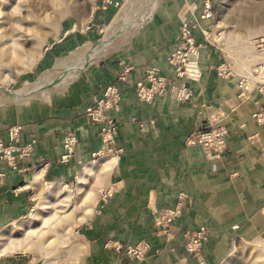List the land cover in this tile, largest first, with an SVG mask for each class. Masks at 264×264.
Segmentation results:
<instances>
[{"label":"crops","instance_id":"crops-1","mask_svg":"<svg viewBox=\"0 0 264 264\" xmlns=\"http://www.w3.org/2000/svg\"><path fill=\"white\" fill-rule=\"evenodd\" d=\"M112 3L103 4L98 18L111 15L107 10ZM180 26L177 10H162L121 54L93 67L67 92L0 111V138L8 141L7 127L18 124L23 145L34 144L20 164L23 172L0 160L5 173L0 187V264H29L6 235L31 208V191L42 182L77 186L91 182L97 199L94 212L78 231L79 264H215L235 234L264 227V125L252 117L264 108V95L254 91L241 102L237 80L219 78L212 69L219 58L210 47L205 52L212 57L199 60L196 73L176 77L168 57L176 48ZM151 68H158L171 83L190 88L192 98L179 101L167 93L152 102L141 100L137 84L146 82ZM107 85H115L121 99L117 110L107 112L119 129L117 146L123 153L117 156L97 155L104 149L101 125L85 115L103 98ZM221 113L229 115L225 121L229 136L226 154L215 169L201 147L189 146L188 141L207 115ZM70 133L78 143L69 162L62 163L63 139ZM256 134L258 141L252 145L248 138ZM107 191L111 196L101 203V193ZM180 194L188 200L172 230L174 239L168 240L154 226V211L174 207ZM202 226L209 239L200 263L187 254L181 231ZM109 242L123 246L145 242L150 249L138 262L125 251L107 249Z\"/></svg>","mask_w":264,"mask_h":264},{"label":"rangeland","instance_id":"rangeland-1","mask_svg":"<svg viewBox=\"0 0 264 264\" xmlns=\"http://www.w3.org/2000/svg\"><path fill=\"white\" fill-rule=\"evenodd\" d=\"M101 1L0 0V111L14 108L24 102L43 100L29 98L21 102H7L1 98V95L6 93L5 90L14 92L25 90L44 75L55 74L58 65L76 62L85 49L104 39L113 27L127 29L128 31L122 33L118 39L122 40L125 36L123 44L119 43L117 48L90 65L86 71H82L60 92H53L51 98L67 92L93 67L121 54L135 39L140 29L155 21L156 15L166 9L177 10L180 19L181 26L176 46L180 43L184 25L192 27L193 24L199 23L202 30H208V34L194 31L198 54L193 57L207 59L211 53L207 54L205 49L209 47L214 49L219 58L217 65L212 66L215 73L219 65L226 64L238 74H246L264 59V54L257 52L252 45L256 38H264V0H210L213 11V17L210 19H201L207 0H198V3L196 0H116L111 2V11L109 8L107 10L111 15L104 19L98 18L97 15L100 16L103 11V4L110 3ZM149 14L151 17L144 25L138 28L130 27ZM109 87L116 86L107 85L102 99L105 98V92ZM117 91L119 108L121 99L119 89ZM97 109L98 103L88 107L85 115L92 120L91 114ZM111 110L117 109L113 107L109 109ZM226 114L224 122L229 117ZM212 116L214 115H207V120ZM12 130L18 131V142L11 139ZM21 130L22 127L18 124L9 125L6 129L8 141L0 138V160L7 162L4 150H10L15 160L14 164L10 165L7 162V165L14 171L15 169L23 171L20 164L28 156L23 158L24 146L32 143V150L34 146L32 141L23 145ZM90 183L87 181L86 184L77 186L50 185L42 182L41 187L31 191L33 198L31 208L22 215L23 219L15 224L16 227L10 226L13 231L6 235V241H12L13 249L23 251V258L27 257L29 264H79L78 231L84 224L81 222L94 212V203L97 199L96 194L90 189ZM262 227L247 234H235L227 251L215 264H264ZM234 229L237 231L239 227L235 226ZM184 233L185 229H182V237ZM185 242L183 239L184 246ZM202 250L199 257H195L200 263L204 262Z\"/></svg>","mask_w":264,"mask_h":264},{"label":"built area","instance_id":"built-area-1","mask_svg":"<svg viewBox=\"0 0 264 264\" xmlns=\"http://www.w3.org/2000/svg\"><path fill=\"white\" fill-rule=\"evenodd\" d=\"M106 1L111 3L110 0ZM211 17H213L212 5L211 1L207 0L205 7L202 10L201 19H210ZM194 31L208 34V30H202L199 23L193 24L192 27L184 25L181 30L182 37L180 43L168 57V63L171 65L175 76L179 79H185L189 75L196 73L194 72V69H197L198 61L200 59L193 57L198 54V47L196 45L197 39L193 36ZM252 45L257 52L264 54V38H256L253 40ZM128 72L129 68L126 70V73ZM216 74L219 78L237 80V86L239 88L238 99L241 102H245L249 99L250 93L254 91L264 95V59L256 65V68L246 74H238L233 68L228 67L226 64L219 65ZM122 80H125L124 76H122ZM167 93H171L179 101L188 100L193 96L191 90L171 83L166 76L160 74L157 68L149 69L147 71L146 82H140L137 84L138 97L147 102H152L156 97L163 96ZM118 99L117 88L109 87L105 92V98L98 102V109L91 114L92 121L101 125L102 132H100V135L102 142L104 143L103 151L98 152L97 155L117 156L123 153V150L119 148L116 143V136L118 134L117 125L110 116H107V111H109V109L113 107L118 109ZM224 115L225 113H221L212 116L188 141L189 146L201 147L205 157L209 161H213L212 165L215 169V162L222 161L227 150L229 129L225 125ZM252 117L259 125H264V109H259L253 113ZM10 137L12 140L15 139V141L18 142V131L12 130ZM258 138V134L252 135L248 138V141L250 144L255 145ZM77 143L78 140L74 134L70 133L65 136V154L61 157L60 162H69L70 157L74 154ZM31 150L32 143L24 146L23 158L29 155ZM4 152L6 154L5 159H7V162L10 165L14 164L15 157L11 156V151L5 149ZM17 171L23 172L19 169ZM4 179L5 173L0 171V187L3 184ZM110 196L111 194L109 191L102 192L100 202L106 203ZM187 200V195L180 194L174 207L163 209L161 211H154V226L157 229L158 234H166L169 238L168 240L174 239L175 234L172 230L177 220L182 217ZM15 224L16 223H13L11 226L16 227ZM208 236L209 232L205 226L200 227L196 231L186 229L183 234V239L186 240L185 249L187 254L189 256L199 257L204 244L208 240ZM106 248L114 249L116 251H125L130 258L142 262L149 252L150 246L145 242H139L138 244L128 246H123L117 242H109L106 245Z\"/></svg>","mask_w":264,"mask_h":264},{"label":"bare ground","instance_id":"bare-ground-1","mask_svg":"<svg viewBox=\"0 0 264 264\" xmlns=\"http://www.w3.org/2000/svg\"><path fill=\"white\" fill-rule=\"evenodd\" d=\"M152 11L153 10L151 9V13ZM150 17L151 15L149 14L146 16V18L136 21L135 24H132L134 26L131 25L130 27L138 28L141 25H144V23H146ZM121 28L123 27H113V29H111L104 37V39L94 45H90L87 49H85L73 64H60L57 66V72L55 74L49 73L48 75H44L37 81V83L27 86L25 90H19L15 92L5 90L6 93H3L4 95H1V98H3V100L5 99L7 102H21L29 98L50 100L53 92H60L67 84L76 79L82 71H86L90 65L98 62L109 52L117 48L118 45H120L119 43L123 44V41L126 37L124 36L122 40L120 39V41L118 40L119 36H122L121 34L127 32L128 30ZM84 218H86V216H84Z\"/></svg>","mask_w":264,"mask_h":264}]
</instances>
